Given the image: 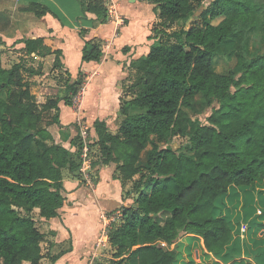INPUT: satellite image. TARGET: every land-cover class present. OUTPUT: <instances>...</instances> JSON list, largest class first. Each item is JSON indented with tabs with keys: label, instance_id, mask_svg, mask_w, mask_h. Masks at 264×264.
Wrapping results in <instances>:
<instances>
[{
	"label": "trees",
	"instance_id": "obj_1",
	"mask_svg": "<svg viewBox=\"0 0 264 264\" xmlns=\"http://www.w3.org/2000/svg\"><path fill=\"white\" fill-rule=\"evenodd\" d=\"M77 1L79 18L93 14L100 24L108 21L103 0ZM145 1L157 23L148 54L131 63L130 99H122L119 111L123 120L116 134L94 124L97 162L118 165L135 198L108 230L114 251L108 264H181L170 247L182 234L201 238L207 253L225 252L235 226L231 193L255 189L264 199V29L258 27L256 0ZM3 7L0 29L8 36L24 15H56L39 0H0ZM190 19L194 23L186 28ZM257 32L259 48L251 53L248 39ZM24 43L28 53L48 50L60 66V53L43 40ZM228 43L233 68L218 71L225 61L218 51ZM101 57V42L86 41L82 61ZM24 72L21 64L5 69L0 60V264L40 263L43 236L33 215H58L62 171L77 175L80 167L77 141L74 155L52 142L43 122L59 102L72 105L81 75L60 96L38 104ZM197 97L217 106L205 124L191 115ZM53 122L58 124L56 117ZM175 140L184 141L178 149L172 148ZM259 210L264 213V203Z\"/></svg>",
	"mask_w": 264,
	"mask_h": 264
},
{
	"label": "crops",
	"instance_id": "obj_2",
	"mask_svg": "<svg viewBox=\"0 0 264 264\" xmlns=\"http://www.w3.org/2000/svg\"><path fill=\"white\" fill-rule=\"evenodd\" d=\"M39 1L47 4L57 17L49 12L39 19L24 15L20 18L18 26L14 27L15 30L9 31V36L4 35L0 29V60L5 69H10L15 64L22 65L24 76L30 84V94L38 104H45L48 99L56 98L62 93L65 85L76 82L79 75L82 77L79 91L81 95L78 93L81 96L79 109L74 108L73 103L66 105L59 102L57 110L48 112L51 120L46 122L44 118L43 127L51 135L54 144L62 146L74 155L78 149L73 143L77 141L79 144L80 155L81 138L85 135L86 142L89 143L92 182L90 185L85 183L79 169L77 175L63 170L64 202L58 210V215L43 219L34 213L33 217L38 231L43 236L40 244L43 258L39 264H86L93 254L99 255L100 260L104 258L105 251L112 252L108 241L105 248H96L103 227L102 216L121 212L122 207L132 204L123 197L129 190L130 182H122L117 170L118 165H103L97 162L94 124L102 122L109 133H117L123 120L119 113L121 101L130 99L126 89L134 78L131 63L148 54L153 44L152 40H148V25L154 22L155 15L152 11L153 5L145 0H103L109 18L106 23L100 24L93 14H86L85 20L79 18L81 10L77 0ZM5 9L7 8L0 9L2 15ZM136 10L147 11L149 17L139 22L137 19H131ZM124 20L128 21L126 25L123 24ZM80 30L85 31L83 36L80 35ZM29 39H41L46 48L52 52L58 51L60 54L57 60L60 66H54L55 55L41 46L34 52H26L24 41ZM92 39L101 42L102 57L98 62H83L84 44ZM60 75H63L64 80L58 84ZM54 117L58 124L53 122ZM231 194L230 211L232 202L240 199L241 211L252 208L251 213L256 217L255 223L248 220L249 218H246L248 221L243 220L244 223H253L261 229L264 222H257L264 219L259 210V205L264 203V199H261L259 192L253 189ZM237 219H234L232 243L225 252L207 253L201 238L185 234H182L170 249L177 248L181 264H232L231 255L241 257V262L236 264H264V244H260L261 249L253 247L256 235L259 237L264 232L254 230L242 239L239 236ZM162 246L169 249L166 245ZM258 251L260 254L256 255ZM253 254L255 257L249 258ZM188 258L189 261L185 262Z\"/></svg>",
	"mask_w": 264,
	"mask_h": 264
},
{
	"label": "rangeland",
	"instance_id": "obj_3",
	"mask_svg": "<svg viewBox=\"0 0 264 264\" xmlns=\"http://www.w3.org/2000/svg\"><path fill=\"white\" fill-rule=\"evenodd\" d=\"M255 6H256V12H257V17H258V27H260V28L263 27L262 29H264V0H256L255 1ZM146 12L144 10H142V11L141 10H136V12L133 15H131V19H134V20L137 19L138 22L140 20H146L149 17ZM127 23H128V21H125L124 20V23L123 24L126 25ZM155 23H157V19L156 18H154V22H152V23H150L148 25L149 35H151L150 30H151L152 26ZM193 23H194V20L193 19L188 20L187 23H186V28H189L191 25H193ZM260 39H261L260 32H257V34H255V35H251L250 38L248 39L247 47H248V49H249V51L251 53H254L257 50V48H259ZM231 49H232V45L230 43H228L227 45L221 46V48L219 49L218 52L223 56V58H224V60L226 62L225 61L224 62H220V64L217 67L218 71H224V70L233 68L234 62L233 61H230V59H229V57L231 55V52H232ZM59 77H60V79L58 80V84H61L63 82L64 78H63V75H60ZM30 80H32V79H30ZM213 107L216 108L217 106L214 104ZM213 107L206 106L204 100L201 99L200 97H197L196 98L195 107H194L195 108V113H191V115L194 118L198 119L201 123L205 124L206 123V120H207V117L212 112ZM45 120H46V122L47 121L49 122L51 120V118H50V116H49L48 113H45ZM183 142L184 141H182V140H175L172 143V148H174V149L180 148L181 145L183 144ZM97 155H98V153H97ZM128 185H129L128 192H130V194H128L127 192H125L123 194V197L125 198V200H128L129 202H132L133 203V200L135 198H134V195L132 193V183H130ZM259 189L264 190V185H262ZM240 204H241V200L240 199L234 200L232 202L231 211H230L231 212V215L233 216L234 219L235 218L236 219L238 218L237 219L238 220V223H239V225H238V228H239L238 229V232H239V236H241L240 238H242V239L246 238L247 237V234L248 233H251L252 234V232L254 230H262L264 232V226L261 227V229H259L257 226H255L253 224V223H255L254 221L256 220V217L254 216L253 213H251L252 208L250 209L248 207L245 210V212H242L241 209H240ZM128 206H130V205H128ZM248 210H249V212H247ZM246 218H249L248 220L253 221V223L252 224L244 223L245 221H243V220H245ZM262 218H264V213L262 215ZM248 220L246 219V221H248ZM263 222H264V219L263 220H259V222H257V223L262 224ZM262 231H260V232H262ZM256 236H257L256 237L257 239L255 240L256 242H255V245L253 247H256V248L258 247V249H261L262 247L260 246V244H262V243L264 244V234L261 235V236H259V237H258V235H256ZM164 248H166V247L164 246ZM175 250L177 251V248ZM263 250H264V248H263ZM259 252L260 251H258L256 255H259L260 254ZM113 253H114L113 250H112V252L111 251L110 252L109 251H105L104 258L102 257L100 260H97L96 261V264H107V263H109L108 261L111 260V259H113ZM231 256H232L231 257V262H233L232 264H236V263L241 262V257H236L237 255H231ZM260 256H262V255H260ZM218 257H220V256H218ZM254 257H255V255L253 254V255H250L249 258H254ZM187 261H189V258H188V260L185 259V262H187ZM188 264H192V263L189 262Z\"/></svg>",
	"mask_w": 264,
	"mask_h": 264
},
{
	"label": "built area",
	"instance_id": "obj_4",
	"mask_svg": "<svg viewBox=\"0 0 264 264\" xmlns=\"http://www.w3.org/2000/svg\"><path fill=\"white\" fill-rule=\"evenodd\" d=\"M81 95V93H79ZM77 95L73 98L72 103L74 108L79 109L80 102H81V96ZM82 148L80 153V167H79V174L81 175L82 179L87 183L88 185L92 182V176H91V159H90V150L88 148V144L86 142L85 135H82ZM121 220V212H114L109 215L104 214L102 216L103 221V227L100 232V238L96 244L97 249H103L106 246V243L108 241V230L111 228L113 224H119ZM99 256V255H98ZM98 256L93 254L91 257L86 261V264H96V261L98 260Z\"/></svg>",
	"mask_w": 264,
	"mask_h": 264
}]
</instances>
